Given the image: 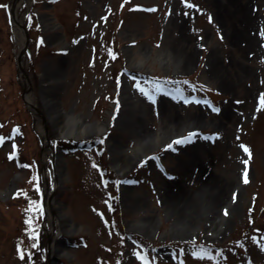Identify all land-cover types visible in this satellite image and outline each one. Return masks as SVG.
<instances>
[{
    "label": "rangeland",
    "instance_id": "374dc122",
    "mask_svg": "<svg viewBox=\"0 0 264 264\" xmlns=\"http://www.w3.org/2000/svg\"><path fill=\"white\" fill-rule=\"evenodd\" d=\"M10 1L0 0V264H46V214L57 225L60 213L72 232L57 241L69 252L59 264H142L137 251L152 264H264V0H32L25 13L20 0L36 115L22 100ZM46 86L61 112L100 132L56 138ZM56 150L63 178L47 209ZM202 247L211 255H192Z\"/></svg>",
    "mask_w": 264,
    "mask_h": 264
},
{
    "label": "bare ground",
    "instance_id": "6f19581e",
    "mask_svg": "<svg viewBox=\"0 0 264 264\" xmlns=\"http://www.w3.org/2000/svg\"><path fill=\"white\" fill-rule=\"evenodd\" d=\"M29 1L30 0H24L26 7L29 6ZM19 4H20V0H11L8 6V10L10 11L9 21H10L12 32H13L15 42L18 48L22 44L20 41V35L22 34V31H23L20 26L22 24L23 16L22 15L18 16L17 14V9L19 7ZM180 44H182V42ZM181 49L183 51L186 50V48L182 47V45H181ZM124 52H125V55L129 54V51L127 49H124ZM184 53H185L184 54L185 57L187 58L188 51ZM212 65L214 66V62L212 63ZM43 72H44L43 74L47 73L46 71H43ZM46 88L47 86L42 89L40 99L44 106V109L46 110L48 120L53 123V128H54L53 134L56 138H70L71 137L74 139H78L82 137H88L92 134L100 132V130L103 128L102 124H98V123H92L89 125L84 124L80 120L79 117L69 114V113L61 112L58 109L57 100L55 101L51 99V96L46 92ZM24 99L26 100L28 105L29 104L31 105L32 103L31 97L28 93H24ZM32 111L34 115H36L33 109ZM42 136H44V134H42ZM53 156L56 159L55 179L51 186H47L45 188V206L47 209L50 208V203L52 201V194H53L54 189L61 184L62 178H63L62 177V164H63L62 157L61 155L55 152H53ZM113 167L118 172V174H122L124 171V165H121L116 161L114 162ZM206 182H212V181L208 180ZM209 189L212 190V188H209ZM0 195H3L2 191H0ZM166 200L168 202H173L176 205V203L179 204V201L181 199L179 200L177 198V195L174 191L169 190L167 191ZM58 217L59 218H58L57 225H53L52 224L53 222H50L48 214H46V219H45V222L48 224V228L46 229V232L49 235L50 240H51L49 255H50V258L53 260L54 264L56 263L59 264L58 261L60 258L67 257L69 255L68 251H65L63 248L58 246L57 241H59L60 238H63L64 234L67 235L72 232L71 229H67L66 227L67 218L64 216V214L60 213Z\"/></svg>",
    "mask_w": 264,
    "mask_h": 264
},
{
    "label": "snow or ice",
    "instance_id": "6c2138e0",
    "mask_svg": "<svg viewBox=\"0 0 264 264\" xmlns=\"http://www.w3.org/2000/svg\"><path fill=\"white\" fill-rule=\"evenodd\" d=\"M189 2H190V0H184V3H185V4H189ZM191 6H192V7H196V5H191ZM2 7L7 8L8 5L5 4V5H2ZM135 7H140V6L137 5V6H135ZM150 10L154 11L155 8L150 9ZM209 19L211 20V16H209ZM261 34L264 35V31H262ZM136 87H137V88H138L143 94L147 95L149 99L154 100V96H153L152 92L149 91V90H147V89L144 88V87H141V85H140L139 82L136 84ZM156 90H157V91H163V89L160 87L159 84L156 85ZM261 107H264V94L261 95ZM214 110H215V111H219L218 108H215ZM192 135H193V133H192V132H189L188 135H187V138H181V137H178V138H176V142H177V143H185V142H187V139H189V138L192 137ZM214 135H218V134H214ZM0 139H2V138H0ZM14 147H15V146H14ZM165 147H166V148H167V147H171V144H169V145H165ZM244 148H245V151L248 152L249 156H251V151L248 149V147L245 145ZM11 155H15V153H12ZM141 163H143V161H142ZM245 163H247V161H245ZM245 171H247V170H245ZM245 180H247V176H245ZM115 183L119 184L120 181L117 180ZM234 195H235V194H234ZM25 211H26V212H29V213H33V212H35V213H38V214L42 215V206L40 205L39 201H29V208L26 209ZM226 211H227V210H226ZM27 223H28L29 226H30L29 229H27V231H29V234H30L31 236H33L34 238H38V232L35 231V228L38 227V224H37L36 222H34L33 219H32L31 217H29V218L27 219ZM36 246H37L36 244L33 245V247H36ZM261 246L264 247V245H261ZM20 255H21V257H23L24 253L21 252ZM135 255L138 257V259H140V260L142 261V264H152L151 260L149 259L148 255H147L146 253L142 254L141 252L137 251V252L135 253ZM192 255L197 256V257H200V258H203V257H205V256H210L211 254H210V252L207 250V248H203V247H202V248H200L199 250H194V251L192 252Z\"/></svg>",
    "mask_w": 264,
    "mask_h": 264
},
{
    "label": "water",
    "instance_id": "95a60500",
    "mask_svg": "<svg viewBox=\"0 0 264 264\" xmlns=\"http://www.w3.org/2000/svg\"><path fill=\"white\" fill-rule=\"evenodd\" d=\"M22 28L24 29L23 26H22ZM59 36L62 37V34L60 33ZM25 44H26V40L24 41V44L19 48V50H18V52H17V54L15 56V62H16L17 69L20 72V74L24 77V79L26 80V85L27 86L25 88L23 87V89H22V93L23 94L26 93L31 88L30 82L28 80V77H27V75H26V73H25V71H24V69H23V67L21 65V57H22V53H23V49H24ZM22 99H23L24 103L26 105H28L26 100L24 99V95H22ZM29 106H31L36 112H40V110L35 105H33V104L30 105L29 104ZM43 108H44V106H43ZM45 140H46V145L50 147V140H49V138L47 136L46 129H45ZM55 153H58L59 155H61V153L58 150H56ZM42 168H44V165H42ZM44 181H45V179H44ZM45 185H46V181H45ZM60 241H62V238L60 239ZM50 243H51L50 237H49L48 234H46V248H47L46 263L47 264H54L53 260L50 258V255H49Z\"/></svg>",
    "mask_w": 264,
    "mask_h": 264
}]
</instances>
